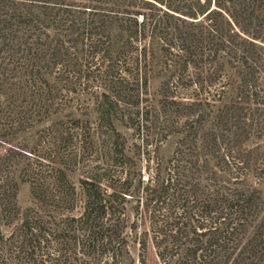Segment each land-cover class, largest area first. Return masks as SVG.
<instances>
[{
  "label": "trees",
  "instance_id": "obj_1",
  "mask_svg": "<svg viewBox=\"0 0 264 264\" xmlns=\"http://www.w3.org/2000/svg\"><path fill=\"white\" fill-rule=\"evenodd\" d=\"M0 264H264V0H0Z\"/></svg>",
  "mask_w": 264,
  "mask_h": 264
},
{
  "label": "rangeland",
  "instance_id": "obj_2",
  "mask_svg": "<svg viewBox=\"0 0 264 264\" xmlns=\"http://www.w3.org/2000/svg\"><path fill=\"white\" fill-rule=\"evenodd\" d=\"M158 60H159V58L154 60V63H157ZM227 71L229 73V76L232 77L233 76V70H227ZM158 80H159L158 78H155L153 80V84L157 85ZM231 93H232V90H229L228 95L226 97L229 98ZM117 128L128 139L126 145H131V143L135 141V138L131 135V131H127L120 124L117 125ZM177 137H178L177 134H173V135H170L166 138V140L164 141V144L158 150L157 154H158L159 158H161L162 160H166L170 157V155L173 151L175 142L177 140ZM144 165H145L144 160H140L138 162V167H141V166L144 167ZM17 202H18L19 206L21 207V209H26V208L30 207V205H31V189L27 183L19 184L18 194H17Z\"/></svg>",
  "mask_w": 264,
  "mask_h": 264
}]
</instances>
